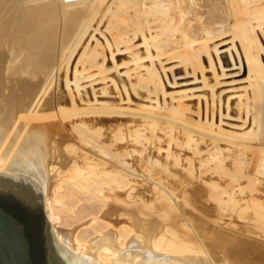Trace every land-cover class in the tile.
I'll use <instances>...</instances> for the list:
<instances>
[{
	"label": "rangeland",
	"instance_id": "374dc122",
	"mask_svg": "<svg viewBox=\"0 0 264 264\" xmlns=\"http://www.w3.org/2000/svg\"><path fill=\"white\" fill-rule=\"evenodd\" d=\"M39 129L86 191L51 222L46 190L58 240L121 216L158 251L264 264V0H0V149Z\"/></svg>",
	"mask_w": 264,
	"mask_h": 264
},
{
	"label": "bare ground",
	"instance_id": "6f19581e",
	"mask_svg": "<svg viewBox=\"0 0 264 264\" xmlns=\"http://www.w3.org/2000/svg\"><path fill=\"white\" fill-rule=\"evenodd\" d=\"M155 3L157 4V2ZM43 139V134L40 129L39 131H31V133H26L23 139L19 142L18 140L20 139H18V137L16 136L11 138V140L8 142H6L5 140L0 151H12L17 155H36L42 159L44 173L47 179L46 190L48 189L47 192L51 195V202L47 204L48 216L51 222H56L59 220L58 215L61 211H63V209H67V212H69V208H71V201H78L83 197H86V191L83 192L84 186H82L77 180H75L74 176H71V173H56L57 177H55L54 175L52 176L46 172L45 159L47 150L43 146ZM90 197H92L94 201L99 198L95 194L90 195ZM57 202H59L60 205H57ZM95 207L96 206L92 204H84L80 206L76 212L75 219H82L85 215L93 212L95 210ZM110 209V211L108 210L106 212L109 219H113L112 214L116 216L120 214V211L117 207H112ZM71 210L73 209L71 208ZM67 212H65V214H67ZM120 217H118L117 220L120 219ZM117 220H111L112 223H110L109 226L108 222H98L96 217L92 216V219L86 224V226L84 225L85 227L78 230L77 228H74L76 230L73 232V234H71V236L69 235V233H60L59 240H57L60 243L64 244V239H66L67 245L76 254L87 258L88 264H115L120 261L119 253L124 252L127 249L130 250L131 264L144 263L145 253L147 251L148 256L178 259L183 260L188 264H211L206 257L191 254L184 250L180 245H167L161 251H158L159 249L157 250V246H155L156 244L153 245L151 241L152 230H145L143 231V233L139 230H136L137 232L134 233V235H132L131 237H127L128 235L126 236V228L121 225L117 226Z\"/></svg>",
	"mask_w": 264,
	"mask_h": 264
},
{
	"label": "water",
	"instance_id": "95a60500",
	"mask_svg": "<svg viewBox=\"0 0 264 264\" xmlns=\"http://www.w3.org/2000/svg\"><path fill=\"white\" fill-rule=\"evenodd\" d=\"M47 179L42 159L36 155H17L0 151V191L15 193L32 202L40 201L45 215V230L51 264H88L68 245L60 243L50 228L45 211ZM115 264H131L130 250L120 252ZM0 264H34L31 242L24 224L8 209L0 205ZM142 264H188L183 260L148 256Z\"/></svg>",
	"mask_w": 264,
	"mask_h": 264
},
{
	"label": "flooded vegetation",
	"instance_id": "af4514ba",
	"mask_svg": "<svg viewBox=\"0 0 264 264\" xmlns=\"http://www.w3.org/2000/svg\"><path fill=\"white\" fill-rule=\"evenodd\" d=\"M0 205L24 224L30 238L34 264H51L42 203L32 202L15 193L0 191Z\"/></svg>",
	"mask_w": 264,
	"mask_h": 264
}]
</instances>
